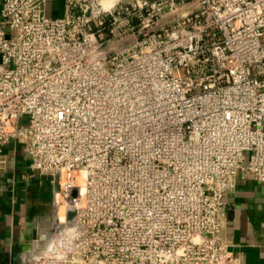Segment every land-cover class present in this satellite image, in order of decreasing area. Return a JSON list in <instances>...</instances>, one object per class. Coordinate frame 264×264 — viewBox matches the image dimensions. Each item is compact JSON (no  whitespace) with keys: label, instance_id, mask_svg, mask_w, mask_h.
Listing matches in <instances>:
<instances>
[{"label":"built area","instance_id":"obj_1","mask_svg":"<svg viewBox=\"0 0 264 264\" xmlns=\"http://www.w3.org/2000/svg\"><path fill=\"white\" fill-rule=\"evenodd\" d=\"M50 2L0 5V152L54 189L33 264H238L224 197L264 185V0Z\"/></svg>","mask_w":264,"mask_h":264},{"label":"crops","instance_id":"obj_2","mask_svg":"<svg viewBox=\"0 0 264 264\" xmlns=\"http://www.w3.org/2000/svg\"><path fill=\"white\" fill-rule=\"evenodd\" d=\"M48 5L50 16L64 14V0ZM28 164L29 156L15 141L0 152V264H33L53 241L54 189ZM224 202L228 251L238 264H264V185L238 175Z\"/></svg>","mask_w":264,"mask_h":264},{"label":"rangeland","instance_id":"obj_3","mask_svg":"<svg viewBox=\"0 0 264 264\" xmlns=\"http://www.w3.org/2000/svg\"><path fill=\"white\" fill-rule=\"evenodd\" d=\"M48 15L50 14V11H49V5L47 6V12H46ZM46 183H47V181H46ZM56 191V190H55ZM54 192V191H53ZM53 200H54V195H53V193H52V204L50 203V206H49V208L51 207V209H52V207H53V209L54 210H56V206H55V204H54V202H53ZM52 209V210H53ZM52 236H54V235H52ZM51 239L53 240L54 238L53 237H51ZM50 239V240H51ZM48 245V244H47ZM46 245V246H47ZM46 249V248H45Z\"/></svg>","mask_w":264,"mask_h":264},{"label":"bare ground","instance_id":"obj_4","mask_svg":"<svg viewBox=\"0 0 264 264\" xmlns=\"http://www.w3.org/2000/svg\"><path fill=\"white\" fill-rule=\"evenodd\" d=\"M59 215H61V211H60V213H59ZM51 241V240H50ZM47 245V244H46ZM50 247V243L48 242V245H47V247H46V249L47 248H49ZM43 250V249H42ZM45 250V249H44ZM47 251V250H46ZM38 254V253H37Z\"/></svg>","mask_w":264,"mask_h":264}]
</instances>
